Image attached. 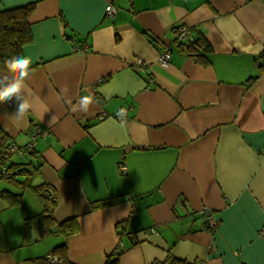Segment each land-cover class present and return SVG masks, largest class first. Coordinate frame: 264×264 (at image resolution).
I'll return each instance as SVG.
<instances>
[{
	"label": "crops",
	"instance_id": "1",
	"mask_svg": "<svg viewBox=\"0 0 264 264\" xmlns=\"http://www.w3.org/2000/svg\"><path fill=\"white\" fill-rule=\"evenodd\" d=\"M28 3L34 107L17 120L15 101L0 104V131L19 147L45 134L5 163L37 162L28 183H46L55 221L76 217L79 230L41 235L44 202L0 177V192L21 193L0 197V264H49L62 244V264H104L117 249L118 264H264V0H0V11ZM179 25L204 36V62L175 47Z\"/></svg>",
	"mask_w": 264,
	"mask_h": 264
},
{
	"label": "trees",
	"instance_id": "2",
	"mask_svg": "<svg viewBox=\"0 0 264 264\" xmlns=\"http://www.w3.org/2000/svg\"><path fill=\"white\" fill-rule=\"evenodd\" d=\"M34 9V3L20 5L10 9L0 11V69L6 71L5 61L15 55L23 56V48L32 41L30 24L28 18ZM177 28H175L176 31ZM190 38L184 41L174 39L175 47L180 48L185 55L199 61L204 62V55L211 51V48L202 34L190 28ZM171 48V46H170ZM259 71L264 70V52L260 54L258 61ZM252 80L248 83L251 84ZM9 143L7 136L0 131V159L6 165L9 171L8 175L3 176L10 182L15 183L19 188L30 186L41 200L44 202L43 211L38 216L39 231L41 235H46L50 232L53 226H57L58 230L65 236L76 234L79 230V225L76 217L66 219L57 223L53 216V209L57 203L55 192L50 190L46 183L30 185L29 177L35 171L37 162L30 165L10 162L8 165L5 160H8L10 155L5 154V148ZM33 151L25 153L32 154ZM24 154V155H25ZM0 197L7 200L10 205L19 204L21 201V193L9 190L0 192ZM106 205V201H100L93 204V208H100ZM65 245H59L51 250V253L58 256L63 263L61 256L57 252ZM122 250L117 249L113 255L106 258L104 264H118L119 256ZM158 264V263H155ZM160 264H198L190 263L186 260L178 259L170 254H167L166 259Z\"/></svg>",
	"mask_w": 264,
	"mask_h": 264
},
{
	"label": "clouds",
	"instance_id": "3",
	"mask_svg": "<svg viewBox=\"0 0 264 264\" xmlns=\"http://www.w3.org/2000/svg\"><path fill=\"white\" fill-rule=\"evenodd\" d=\"M31 59L27 56L15 55L5 61L6 72L0 74V104H11L16 102V111L13 114L17 120H22L33 109V104L27 98V80L31 75ZM92 97L83 96L79 99V110L88 111L89 105L92 103ZM125 111L121 109L117 116L123 117ZM56 119L51 117V124Z\"/></svg>",
	"mask_w": 264,
	"mask_h": 264
},
{
	"label": "built area",
	"instance_id": "4",
	"mask_svg": "<svg viewBox=\"0 0 264 264\" xmlns=\"http://www.w3.org/2000/svg\"><path fill=\"white\" fill-rule=\"evenodd\" d=\"M105 11H106L107 15H112L114 12L113 5H111V4L107 5L105 7ZM190 36H191V34H190V28L189 27H187L185 25H179L177 27V29L175 31V39L180 40V41H184V40H187L188 38H190ZM76 49L77 50H86V47L81 46V47H78ZM170 52H171L170 47L163 48V50L161 51V53L158 56V62L163 64V65L167 64ZM140 65H142V61H141V59L137 58L133 68H138ZM125 113H126V111H125ZM39 134L44 135L45 132L43 130L39 129L38 127H35L33 134L31 135L28 143L24 147H19L12 142L7 143V147L5 148V151H4L5 154L11 155L14 153V154H17L19 157H22L25 153L33 151L35 140ZM120 169L125 170V166H121ZM8 174H9V171L7 170L6 165L0 159V177H3V176L8 175ZM203 211H204L205 216H206V220L208 223L207 225L209 226V229L212 230L216 226L217 221L213 218L211 212L208 209H204ZM260 233L264 234V228L261 229ZM46 261L49 264H62V260L58 256L52 254L51 252L46 255Z\"/></svg>",
	"mask_w": 264,
	"mask_h": 264
},
{
	"label": "rangeland",
	"instance_id": "5",
	"mask_svg": "<svg viewBox=\"0 0 264 264\" xmlns=\"http://www.w3.org/2000/svg\"><path fill=\"white\" fill-rule=\"evenodd\" d=\"M32 174H34V172Z\"/></svg>",
	"mask_w": 264,
	"mask_h": 264
}]
</instances>
